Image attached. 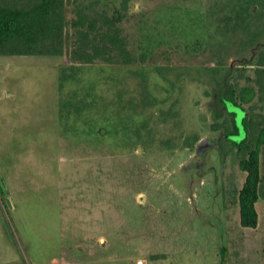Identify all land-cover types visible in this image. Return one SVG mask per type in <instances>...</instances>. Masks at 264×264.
Listing matches in <instances>:
<instances>
[{
  "label": "rangeland",
  "instance_id": "1",
  "mask_svg": "<svg viewBox=\"0 0 264 264\" xmlns=\"http://www.w3.org/2000/svg\"><path fill=\"white\" fill-rule=\"evenodd\" d=\"M96 1L138 61L0 55V264H264L220 101L254 76L264 0Z\"/></svg>",
  "mask_w": 264,
  "mask_h": 264
},
{
  "label": "trees",
  "instance_id": "2",
  "mask_svg": "<svg viewBox=\"0 0 264 264\" xmlns=\"http://www.w3.org/2000/svg\"><path fill=\"white\" fill-rule=\"evenodd\" d=\"M71 3L74 15L69 17ZM127 4L128 0H122L125 9ZM97 5L96 0L88 4L82 0H0V55L67 54L74 64L138 61L120 26L125 17L121 8L116 7L111 15ZM71 33L75 37L72 44ZM141 57L146 60L145 53ZM242 79L246 81L243 86ZM227 91L220 96L221 104L232 116L233 130L227 135L232 138L243 132L241 139H231L240 169L247 174L238 197L240 223L245 228H256V204L264 198V117L250 115L246 105L257 96L264 102V47L257 56L254 76L243 72L235 75ZM0 188L4 192L1 183Z\"/></svg>",
  "mask_w": 264,
  "mask_h": 264
},
{
  "label": "water",
  "instance_id": "3",
  "mask_svg": "<svg viewBox=\"0 0 264 264\" xmlns=\"http://www.w3.org/2000/svg\"><path fill=\"white\" fill-rule=\"evenodd\" d=\"M0 183H1V186H2V188H3V190H4V192H7V190H6V187H5V185H4V182H3V180L0 178ZM8 203H9V205L11 206V202H10V200L8 201Z\"/></svg>",
  "mask_w": 264,
  "mask_h": 264
},
{
  "label": "crops",
  "instance_id": "4",
  "mask_svg": "<svg viewBox=\"0 0 264 264\" xmlns=\"http://www.w3.org/2000/svg\"><path fill=\"white\" fill-rule=\"evenodd\" d=\"M259 203V201L257 202V204ZM257 204H256V206H257ZM258 210V209H257ZM259 213V212H258Z\"/></svg>",
  "mask_w": 264,
  "mask_h": 264
}]
</instances>
